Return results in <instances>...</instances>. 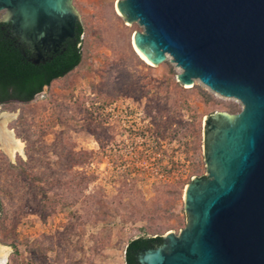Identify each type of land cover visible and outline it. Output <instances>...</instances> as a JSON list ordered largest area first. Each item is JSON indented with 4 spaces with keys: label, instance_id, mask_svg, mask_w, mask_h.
<instances>
[{
    "label": "rangeland",
    "instance_id": "374dc122",
    "mask_svg": "<svg viewBox=\"0 0 264 264\" xmlns=\"http://www.w3.org/2000/svg\"><path fill=\"white\" fill-rule=\"evenodd\" d=\"M116 1L72 0L89 56L30 102L0 105L22 144L14 159L0 150L6 264H125L130 240L178 234L186 186L207 176L205 117L242 110L198 80L182 85L170 57L141 60L143 28ZM195 86L203 94L184 92Z\"/></svg>",
    "mask_w": 264,
    "mask_h": 264
},
{
    "label": "water",
    "instance_id": "95a60500",
    "mask_svg": "<svg viewBox=\"0 0 264 264\" xmlns=\"http://www.w3.org/2000/svg\"><path fill=\"white\" fill-rule=\"evenodd\" d=\"M116 9L143 28L132 41L149 63L170 57L182 85L198 80L242 105L205 117L207 176L186 186V225L138 253L139 264H264V0H117ZM2 11L34 64L76 40L72 0H0Z\"/></svg>",
    "mask_w": 264,
    "mask_h": 264
},
{
    "label": "trees",
    "instance_id": "16d2710c",
    "mask_svg": "<svg viewBox=\"0 0 264 264\" xmlns=\"http://www.w3.org/2000/svg\"><path fill=\"white\" fill-rule=\"evenodd\" d=\"M4 26L5 24L0 21V105L30 102L42 93L44 87H49L54 81L67 77L81 67L83 60L89 56L82 38L85 30L80 21L75 25L76 40L67 39L63 43V49L49 53L48 59L39 64L31 62L29 51L24 47L21 48L16 39L11 37L9 28H3ZM184 92H192L198 96L203 94L196 86ZM176 194L180 196L179 192ZM2 212L3 206L0 199V214ZM1 242L5 245L7 243L4 240ZM162 242L163 236L160 234L140 236L130 240L125 248L124 263L139 264L138 253L157 248ZM12 246L15 249V246Z\"/></svg>",
    "mask_w": 264,
    "mask_h": 264
},
{
    "label": "bare ground",
    "instance_id": "6f19581e",
    "mask_svg": "<svg viewBox=\"0 0 264 264\" xmlns=\"http://www.w3.org/2000/svg\"><path fill=\"white\" fill-rule=\"evenodd\" d=\"M133 42V41H132ZM136 54L148 65H151L135 48ZM14 114L2 113L0 115V150L5 152L11 159L22 153V144L15 138L14 133L8 129V123L14 118ZM8 248L0 244V264H6Z\"/></svg>",
    "mask_w": 264,
    "mask_h": 264
},
{
    "label": "flooded vegetation",
    "instance_id": "af4514ba",
    "mask_svg": "<svg viewBox=\"0 0 264 264\" xmlns=\"http://www.w3.org/2000/svg\"><path fill=\"white\" fill-rule=\"evenodd\" d=\"M5 28H9L10 32L13 33L12 30H11V28L9 27V25H6ZM11 37H12V36H11ZM13 39H14V38H13ZM19 46H20V45H19ZM20 47L23 48V46H20Z\"/></svg>",
    "mask_w": 264,
    "mask_h": 264
}]
</instances>
